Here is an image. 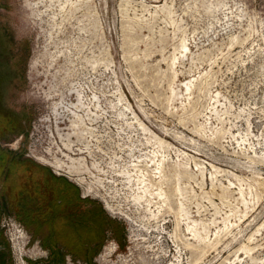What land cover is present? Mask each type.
<instances>
[{
    "label": "rangeland",
    "instance_id": "1",
    "mask_svg": "<svg viewBox=\"0 0 264 264\" xmlns=\"http://www.w3.org/2000/svg\"><path fill=\"white\" fill-rule=\"evenodd\" d=\"M3 153L0 264H264V0H0ZM64 179L96 250L23 218Z\"/></svg>",
    "mask_w": 264,
    "mask_h": 264
},
{
    "label": "flooded vegetation",
    "instance_id": "2",
    "mask_svg": "<svg viewBox=\"0 0 264 264\" xmlns=\"http://www.w3.org/2000/svg\"><path fill=\"white\" fill-rule=\"evenodd\" d=\"M43 192L44 220L45 225L49 226L50 232L53 231L57 234L60 230L61 235L82 236L83 232L90 230L91 234L89 236L93 239L89 251L96 250L101 244L102 235L98 237L94 235L96 231L102 232L103 226L102 215L94 211L95 204L86 200L82 196L79 187L66 179L59 183L48 181ZM31 204L33 205L34 201ZM33 213L34 210L30 215H33ZM58 221L61 226L60 229L57 227Z\"/></svg>",
    "mask_w": 264,
    "mask_h": 264
},
{
    "label": "trees",
    "instance_id": "3",
    "mask_svg": "<svg viewBox=\"0 0 264 264\" xmlns=\"http://www.w3.org/2000/svg\"><path fill=\"white\" fill-rule=\"evenodd\" d=\"M2 106V104H1ZM13 124L11 123H7L6 126H4V128L2 129V132L3 133H13V132H17V130L15 129L16 127H13L11 126ZM15 129V130H14ZM6 154L3 153L1 156H0V167L2 168L3 167V171L6 170V167L9 166V168L11 169V163L9 162V157L5 156ZM10 164V165H9ZM26 165V164H24ZM23 167V165L21 166V168ZM21 175V174H20ZM41 183H47L46 181H33V184L31 185L32 187L28 188L27 187H24L25 189V192H22L21 191V187L19 188V191L16 190L18 192V195L20 196V199H21V203H20V208L23 209L25 208L26 209V213H25V216H23L24 219H26V217L28 219L31 220L34 219V221H36L37 223H39V225H42V224H45V220H44V214H43V207H42V203H43V197H44V192H43V188L41 187ZM24 185V184H23ZM46 185V184H45ZM22 186V185H21ZM32 197H35V201L34 204L32 205L31 202L34 201V199ZM19 199V201H20ZM38 200V201H37ZM32 210H34V213L33 215H30V213L32 212ZM21 212H18L17 211V214L19 215ZM59 222V221H58ZM57 227L60 228V224L57 223ZM105 230V228H104ZM97 232V237L102 235L103 233H98L99 231H96ZM91 234V231L88 230L86 232H84V235L82 234L83 237H91L89 236ZM82 236H78L77 235V238L81 237V239L79 240V244L81 245L82 244ZM95 236V235H94ZM74 237V236H73ZM103 237V236H102ZM75 242H76V239H75ZM85 241L83 240V243ZM86 245H90L88 244V242H85ZM69 250H71L69 248ZM87 250H88V247H87Z\"/></svg>",
    "mask_w": 264,
    "mask_h": 264
},
{
    "label": "bare ground",
    "instance_id": "4",
    "mask_svg": "<svg viewBox=\"0 0 264 264\" xmlns=\"http://www.w3.org/2000/svg\"><path fill=\"white\" fill-rule=\"evenodd\" d=\"M236 40V39H235ZM187 51V50H186ZM181 54V53H180ZM44 61V60H43ZM175 61V60H174ZM54 62V61H53ZM50 63H52V62H50ZM189 84V83H188ZM190 85V84H189ZM186 86V85H185ZM77 89V88H76ZM82 93V92H81ZM83 94V93H82ZM219 95H220V93H219ZM78 96H79V98H80V96H81V94L78 92ZM80 101H81V99H80ZM82 101H84L83 99H82ZM77 103H80V102H78L77 101ZM82 103V102H81ZM83 104H84V102H83ZM80 105H82V104H80ZM73 106H75L74 104H73ZM56 107V106H55ZM68 107V106H67ZM72 109V108H71ZM75 110V109H74ZM72 111H73V109H72ZM75 112H76V110H75ZM77 113V112H76ZM71 114H73L72 112H71ZM78 116V115H77ZM77 118V117H76ZM77 120V119H76ZM78 121V120H77ZM77 121L75 122V123H77ZM74 122L72 121V124H73ZM75 125H78V124H75ZM65 145H67L68 147H69V145L68 144H65ZM71 160H72V162H74L75 161V159L74 158H72L71 157ZM79 161V160H78ZM157 161V160H156ZM76 164V163H75ZM67 165V164H66ZM159 165H160V163H159ZM159 165H157V166H159ZM55 166H57V167H63L64 165H63V163L62 162H60V161H57L56 163H55ZM77 166V165H76ZM67 169H68V172L70 171V172H74V170H75V165L74 164H71V165H69V166H67ZM75 173V172H74ZM80 179V178H79ZM161 192H163V191H161ZM152 193H154V192H152ZM160 193V192H159ZM160 195V194H159Z\"/></svg>",
    "mask_w": 264,
    "mask_h": 264
},
{
    "label": "built area",
    "instance_id": "5",
    "mask_svg": "<svg viewBox=\"0 0 264 264\" xmlns=\"http://www.w3.org/2000/svg\"><path fill=\"white\" fill-rule=\"evenodd\" d=\"M7 219H8L7 217H4L3 220H2V222H1V223H2V226H3L4 228H7V224H9V223L7 222ZM10 219H11V218H10ZM5 220H6V221H5ZM14 221H15V220H14Z\"/></svg>",
    "mask_w": 264,
    "mask_h": 264
},
{
    "label": "crops",
    "instance_id": "6",
    "mask_svg": "<svg viewBox=\"0 0 264 264\" xmlns=\"http://www.w3.org/2000/svg\"><path fill=\"white\" fill-rule=\"evenodd\" d=\"M54 177H56V176H54ZM57 178V177H56Z\"/></svg>",
    "mask_w": 264,
    "mask_h": 264
}]
</instances>
